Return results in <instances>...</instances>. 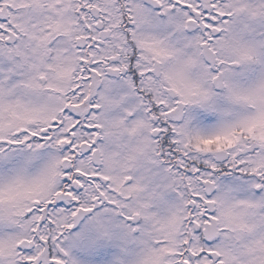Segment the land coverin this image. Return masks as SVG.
<instances>
[{"label": "snow or ice", "instance_id": "snow-or-ice-1", "mask_svg": "<svg viewBox=\"0 0 264 264\" xmlns=\"http://www.w3.org/2000/svg\"><path fill=\"white\" fill-rule=\"evenodd\" d=\"M0 264H264V0H0Z\"/></svg>", "mask_w": 264, "mask_h": 264}]
</instances>
